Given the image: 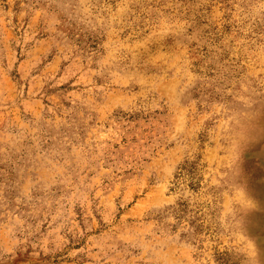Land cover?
Wrapping results in <instances>:
<instances>
[{"label":"rangeland","instance_id":"1","mask_svg":"<svg viewBox=\"0 0 264 264\" xmlns=\"http://www.w3.org/2000/svg\"><path fill=\"white\" fill-rule=\"evenodd\" d=\"M0 264H264V0H0Z\"/></svg>","mask_w":264,"mask_h":264}]
</instances>
